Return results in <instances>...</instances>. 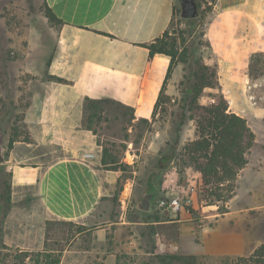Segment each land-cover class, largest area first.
I'll return each instance as SVG.
<instances>
[{"label": "crops", "instance_id": "1", "mask_svg": "<svg viewBox=\"0 0 264 264\" xmlns=\"http://www.w3.org/2000/svg\"><path fill=\"white\" fill-rule=\"evenodd\" d=\"M43 2L62 23L51 58L41 67L44 78L37 97L36 123L30 127L32 140L14 141L11 156L15 162L10 167L14 182L24 188L23 200L32 195V206L25 205L22 212L24 221L30 220L38 228L35 239L27 231L15 230L22 221L9 225L23 237L17 240L22 242H43L50 220L92 228L99 242L108 233L123 234L129 243L136 242V237L143 240L148 236L151 241L157 225L166 221L154 202L151 211H141L136 206L138 197L130 215L127 192L124 202L118 192L115 198L120 171L102 165L98 135L84 124V99L109 100L122 108H136L140 118L151 117L170 57L156 52L146 69L149 50L142 44L168 29L174 0ZM257 4L258 0H214L204 35L229 111L246 120L254 133L253 145L264 146V74L255 80L252 75L257 73L256 55L264 58V18L259 22L255 17ZM257 86L261 87L259 95L254 92ZM88 152L95 157H84ZM115 205L119 211L110 218ZM13 208L14 204L9 216ZM153 212L160 221L149 219ZM182 216H187L185 209L167 219L181 222ZM186 221L180 224V234L190 229L191 223Z\"/></svg>", "mask_w": 264, "mask_h": 264}, {"label": "rangeland", "instance_id": "2", "mask_svg": "<svg viewBox=\"0 0 264 264\" xmlns=\"http://www.w3.org/2000/svg\"><path fill=\"white\" fill-rule=\"evenodd\" d=\"M197 1L198 17L184 19L179 17V5L174 0V15L164 36V41L174 43L166 45L175 52L174 66L154 119L143 123L134 113L112 103L101 104L102 109H97L94 116L86 111L84 119V124L98 135L102 148L108 149L118 161L120 175L115 198L119 194L124 202L127 192L130 215L135 211V200L152 184L157 188V196L169 194L171 190L190 196L193 202L185 208L187 216L173 223L168 222L167 211H158L166 222L157 225L151 241L147 236L143 240L136 237V242L129 243L123 234L108 233L106 240L99 242L92 228L76 223L51 224L47 239L45 225L43 242L17 241L23 237L11 229V222L22 221L15 230L27 231L29 238L35 239L38 228L30 225V220L24 221L22 209L25 205L32 206V195L23 200L24 188L12 177L13 159L0 164V240L12 248L13 254L18 248L38 251L63 247L59 264H223L249 254L264 239V146L250 148L245 169L239 172L241 176L237 175L233 194L227 200L224 198L228 196L226 187H205L200 173L192 167L175 164L163 170L153 167L159 149L166 148V140L172 135L170 121L180 111L184 76L192 70L201 72L203 65L216 72L217 65L204 35L214 0ZM255 17L259 22L263 20L264 0H258ZM57 28L46 17L43 0H0V116L7 115L8 142L10 138L32 140L34 130L30 127L36 123L37 97L44 78L41 67L54 50ZM255 68L254 80L264 74L261 54L256 55ZM254 92L259 95L261 87L257 86ZM218 93L217 88H205L199 102L217 101ZM194 127V121L183 127V143L194 137ZM11 149L8 148V155H12ZM6 184L10 187L8 210L5 208ZM208 202L214 204L206 205ZM12 204L15 211L9 216ZM117 211L119 207L115 205L110 218ZM185 220L191 223L190 229L180 234V224ZM162 243L176 244L178 248L162 247ZM4 251L1 250L0 259L4 258ZM8 259L7 264L16 262L11 256ZM24 264L31 262L26 259Z\"/></svg>", "mask_w": 264, "mask_h": 264}, {"label": "trees", "instance_id": "3", "mask_svg": "<svg viewBox=\"0 0 264 264\" xmlns=\"http://www.w3.org/2000/svg\"><path fill=\"white\" fill-rule=\"evenodd\" d=\"M45 8L46 17L59 26L62 21L58 19L46 5ZM166 34L167 30L161 37L156 38L150 43L142 44L149 50L146 69L149 67L151 57L154 53H164L170 57L166 76L151 117L140 118L136 115V108L123 107L127 111L134 113V116L143 123H149L154 119L157 107L164 93L165 85L174 66L175 52L166 47L169 43L164 41V36ZM173 44L174 43L170 46H173ZM259 55L260 54H257V56ZM50 58L51 55L47 59L46 64H48ZM50 78L55 79L57 82L66 83V80L60 77L50 76ZM181 84L182 87L180 89L178 106L180 111L175 113L170 121L172 135L166 140V148L159 149L158 157L153 167L159 170L168 169L170 165L174 164L177 166L192 167L200 173L202 183L205 187L210 188V186H214L217 189L226 187L228 196L224 198L227 200V198H230L233 194L234 183L239 170L247 163L246 155L253 146L254 133L249 128L244 118L229 111L228 104L216 79V72L214 69L203 65L201 72L192 70V73L184 76V81H181ZM205 88H217L219 90L218 100L210 102L209 104H201L199 98ZM141 91L142 86L140 92ZM109 102V100L85 98L84 107L86 111L91 112L90 116H94L97 109H102V107H100L101 104ZM195 110L197 112L196 115L192 113ZM190 121L195 122L194 137L187 138L186 143H183V127ZM14 141H16V139H9V149L12 148ZM101 163L107 169H118V161L115 157H112L109 150L104 147L102 148ZM175 169H177V167ZM8 176H11V172L8 173ZM6 189L8 194L5 208L8 210L10 203L9 184H6ZM213 204L212 202L206 203V205ZM148 217L151 221H160V216H158L156 212L148 214ZM53 223L74 224L69 221H47L46 239L49 235V227ZM1 250H6L4 251L6 253H2L5 255L4 258L0 259V264H7L6 261L9 260L8 258L10 256L16 260L15 263L11 264H24L26 259L31 262V264H59L63 247L56 249L45 248L38 251L22 250L18 248L13 254L12 248L0 240V252ZM223 264H264V239L249 254L229 259Z\"/></svg>", "mask_w": 264, "mask_h": 264}, {"label": "water", "instance_id": "4", "mask_svg": "<svg viewBox=\"0 0 264 264\" xmlns=\"http://www.w3.org/2000/svg\"><path fill=\"white\" fill-rule=\"evenodd\" d=\"M179 5V17L188 19L195 18L199 15V6L197 0H177ZM7 115L4 113L0 116V164L12 161V156L8 155L7 139ZM157 196V188L150 184L137 201V208L141 211H151L153 202Z\"/></svg>", "mask_w": 264, "mask_h": 264}, {"label": "built area", "instance_id": "5", "mask_svg": "<svg viewBox=\"0 0 264 264\" xmlns=\"http://www.w3.org/2000/svg\"><path fill=\"white\" fill-rule=\"evenodd\" d=\"M84 157L93 158L95 155L91 152L84 153ZM169 194H164L162 196H157L154 201V206L157 211H167L169 216H176L186 207L192 205V198L190 196L181 195L179 192H175L173 190L170 191ZM169 245L171 248H178L176 244H165L162 243L163 246Z\"/></svg>", "mask_w": 264, "mask_h": 264}]
</instances>
